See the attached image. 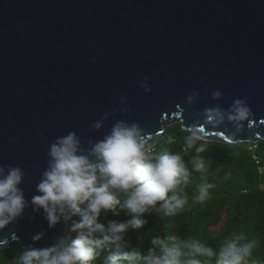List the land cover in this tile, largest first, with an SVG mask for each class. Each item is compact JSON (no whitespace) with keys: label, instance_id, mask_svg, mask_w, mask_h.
<instances>
[{"label":"water","instance_id":"water-1","mask_svg":"<svg viewBox=\"0 0 264 264\" xmlns=\"http://www.w3.org/2000/svg\"><path fill=\"white\" fill-rule=\"evenodd\" d=\"M178 123L264 141V0H0V249L82 264L72 204Z\"/></svg>","mask_w":264,"mask_h":264},{"label":"trees","instance_id":"trees-1","mask_svg":"<svg viewBox=\"0 0 264 264\" xmlns=\"http://www.w3.org/2000/svg\"><path fill=\"white\" fill-rule=\"evenodd\" d=\"M137 164L138 181L127 187L110 189L92 172L72 204L81 256L90 253L92 264H264V191L246 145L203 140L173 123ZM0 264H14L10 247L0 249Z\"/></svg>","mask_w":264,"mask_h":264},{"label":"built area","instance_id":"built-area-1","mask_svg":"<svg viewBox=\"0 0 264 264\" xmlns=\"http://www.w3.org/2000/svg\"><path fill=\"white\" fill-rule=\"evenodd\" d=\"M246 147L250 153V156L256 166L258 173V180L256 186L259 190L264 191V157L259 153V148L257 142H252L246 144ZM138 181V175L135 168L132 169L126 176L122 178L107 179L106 185L110 189H115L117 187H127L131 186ZM82 264H92L90 260L84 256H80Z\"/></svg>","mask_w":264,"mask_h":264},{"label":"rangeland","instance_id":"rangeland-1","mask_svg":"<svg viewBox=\"0 0 264 264\" xmlns=\"http://www.w3.org/2000/svg\"><path fill=\"white\" fill-rule=\"evenodd\" d=\"M258 142V141H257ZM258 148H259V146H258ZM261 150L262 151H264V144H262V147H261V149H259V153L261 152ZM261 154V153H260ZM139 169H141L140 168V165L139 164H137V165H135V170L137 171V170H139ZM84 250V249H83ZM86 252V251H85ZM86 258H90L91 257V254L90 253H87L86 252ZM89 260V259H88Z\"/></svg>","mask_w":264,"mask_h":264}]
</instances>
